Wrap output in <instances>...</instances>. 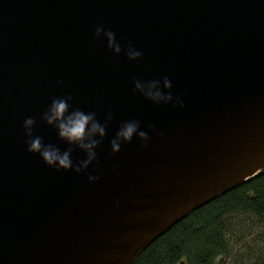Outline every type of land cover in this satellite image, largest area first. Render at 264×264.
<instances>
[{
  "label": "water",
  "instance_id": "95a60500",
  "mask_svg": "<svg viewBox=\"0 0 264 264\" xmlns=\"http://www.w3.org/2000/svg\"><path fill=\"white\" fill-rule=\"evenodd\" d=\"M101 25L121 53L94 38ZM128 43L141 59L128 60ZM164 77L183 107L134 89ZM68 95L102 124L113 116L99 165L80 174L29 153L22 127L34 118L33 135L66 150L41 116ZM131 119L147 146L134 137L112 154L109 141ZM71 147L74 162L85 158ZM262 172L264 0H0V264H132Z\"/></svg>",
  "mask_w": 264,
  "mask_h": 264
},
{
  "label": "trees",
  "instance_id": "16d2710c",
  "mask_svg": "<svg viewBox=\"0 0 264 264\" xmlns=\"http://www.w3.org/2000/svg\"><path fill=\"white\" fill-rule=\"evenodd\" d=\"M264 264V172L194 211L132 264Z\"/></svg>",
  "mask_w": 264,
  "mask_h": 264
},
{
  "label": "clouds",
  "instance_id": "9594fccd",
  "mask_svg": "<svg viewBox=\"0 0 264 264\" xmlns=\"http://www.w3.org/2000/svg\"><path fill=\"white\" fill-rule=\"evenodd\" d=\"M103 35L107 42V48L119 54L122 51L121 45L116 41L115 33L106 29L103 25L96 27L94 38L99 39ZM126 56L129 61H137L141 59L142 52L136 49L131 43L127 44ZM63 84V81H57ZM134 89L138 91L145 100L153 104H172L173 107H183L181 96H173L172 83L168 77H164L161 82L158 80H148L141 82L139 79L134 80ZM71 95L66 97H53L42 113L41 119L50 127L56 130L57 137L60 141L69 145L66 150L61 151L54 144H45L40 136L33 135V128L36 121L32 117H26L23 121V130L26 137L25 143L27 151L33 155H38L43 163L49 168L56 171H72L76 174L87 172L90 165L95 163L99 165V156L97 149L102 145L107 135V122L113 119L112 113L109 111L105 115L106 123H101L96 118V113L92 111H84L80 108H73L70 101ZM153 127V125H149ZM137 138L147 146L149 141L148 133L141 130L140 122L135 119L127 120L120 124L114 137L109 141L112 154H116L121 150L123 144H128ZM74 146L84 153L85 158L79 162H74L72 152ZM95 171V169H93ZM89 183L96 182L100 179L99 175L88 174ZM115 207H120V202H115Z\"/></svg>",
  "mask_w": 264,
  "mask_h": 264
},
{
  "label": "rangeland",
  "instance_id": "374dc122",
  "mask_svg": "<svg viewBox=\"0 0 264 264\" xmlns=\"http://www.w3.org/2000/svg\"><path fill=\"white\" fill-rule=\"evenodd\" d=\"M227 264H236V263H235V261L232 259V260H229V261L227 262Z\"/></svg>",
  "mask_w": 264,
  "mask_h": 264
}]
</instances>
